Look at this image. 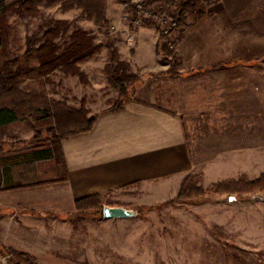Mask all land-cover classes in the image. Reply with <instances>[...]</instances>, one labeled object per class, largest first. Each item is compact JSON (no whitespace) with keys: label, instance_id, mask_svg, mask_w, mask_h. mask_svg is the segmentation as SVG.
Wrapping results in <instances>:
<instances>
[{"label":"rangeland","instance_id":"1","mask_svg":"<svg viewBox=\"0 0 264 264\" xmlns=\"http://www.w3.org/2000/svg\"><path fill=\"white\" fill-rule=\"evenodd\" d=\"M14 1L6 0V3ZM125 1L146 3V10L162 12L163 20L158 25L147 24L133 16ZM216 2L195 0L185 28L173 30L159 46V30L170 22L175 8L173 0H104L105 18L100 24L71 0H39L36 15L20 14L11 8L5 18L18 29L20 46H8L0 53V65L8 63L11 67L10 62L24 53L29 38L35 44L41 43L42 33L52 20L65 21L67 29L54 39L61 48L72 40L75 30L90 38L91 53L77 63L82 76L65 74L60 69L47 75L33 72L21 78L20 87L26 93L36 92L75 108H84L90 116L110 108L118 99V92L109 85L105 73L109 45L129 63V71L140 78L139 86L149 78L178 77L184 71L190 74L223 66L218 63L185 70L187 66L183 65L182 58L189 56L195 47L204 56L211 55L227 63L264 58V0L254 11L226 22L218 17L210 21ZM163 57L177 63L172 75L166 73L170 63L164 62ZM218 71L258 73L264 69L259 65L236 64ZM163 87H159L161 92ZM11 100L5 97L0 106ZM52 126L51 117L29 116L0 130V144L4 148L0 155V264H264V192L259 191L242 193L234 200L224 193L178 201L174 200L178 191L163 200H158L159 196L151 200L148 195L135 194L128 201L122 194L110 195L100 198L104 205L125 202L130 209L138 210V214L126 219H104L98 211L76 219L72 217L74 204L72 211L54 214L60 220L58 224L41 221L36 226L25 225V234L16 235L22 239L14 240L8 235L12 216L19 219L24 215L45 218L51 215L34 208L13 207L16 204L12 191L54 182L41 174L46 171L50 175L52 165L60 166L57 149L51 145L42 147L51 152V158L40 163L44 167L36 170V164L24 163L27 160L24 155L32 151L29 143L35 130L44 140L50 136ZM8 164H12L10 169L6 168ZM234 164L236 176L216 182H209L201 170L187 177L191 185L206 189L240 177L254 180L264 173V161ZM8 172L13 174V180L7 177ZM226 174L232 175L231 170L227 168ZM12 186L17 187L12 189Z\"/></svg>","mask_w":264,"mask_h":264},{"label":"crops","instance_id":"2","mask_svg":"<svg viewBox=\"0 0 264 264\" xmlns=\"http://www.w3.org/2000/svg\"><path fill=\"white\" fill-rule=\"evenodd\" d=\"M261 1L217 0L210 21L214 17L234 21L254 11ZM192 50L182 58L185 70L223 66L190 74L184 71L178 77L149 78L122 109L98 111L91 131L62 140L60 168L52 165L50 175L41 172L54 182L12 191L13 207L51 215L12 216L11 238L21 240L16 235L25 234V225L58 224L54 214L72 211L75 200L83 197L122 194L129 201L142 194L163 200L175 195L183 179L194 171L201 170L209 182H216L236 176L234 162L264 161V71H218L236 64L264 69V58L227 63L204 56L198 47ZM160 86H165L162 92ZM50 155V150L29 152L24 163H34L39 170ZM227 168L232 175L226 174ZM7 177L13 180L12 173ZM107 204L130 208L125 202Z\"/></svg>","mask_w":264,"mask_h":264},{"label":"trees","instance_id":"3","mask_svg":"<svg viewBox=\"0 0 264 264\" xmlns=\"http://www.w3.org/2000/svg\"><path fill=\"white\" fill-rule=\"evenodd\" d=\"M38 1L15 0L8 4L6 0H0V53L4 52L8 46L11 48L20 46L18 29L7 23L5 18L7 12L14 8L20 14L36 15L39 12ZM173 1L175 3L174 11L168 25L159 30L157 46L165 41L173 30L185 28L186 17L194 10L195 0ZM71 2L82 8L88 15L93 16L96 24H100L104 20V0H71ZM125 6L132 11L135 18H141L147 24L158 25L163 20L162 12L157 14L146 10V3L125 1ZM66 29L65 21L52 20L50 26L42 33L41 43L35 44V40L29 38L24 53L10 62L11 67H8V63H5L4 66L0 65V101L5 97L12 98L9 104L0 106V130L18 120H26L29 116L36 119L53 118V126L49 130L50 136L41 140L40 132L35 130L29 148L32 149L30 153H43L47 150L42 151V147L49 144L57 149V160L61 159L59 149L61 141L67 137L91 131L100 113L88 116V111L84 108H75L36 92L26 93L20 87V82L26 74L37 72L39 75H47L56 69H60L65 74L82 76L77 63L91 53L90 38L80 30H75L71 34L72 40L61 48L54 42V39L62 30ZM108 47L110 49L109 60L105 67V73L109 85L117 90L118 99L106 110H119L127 101L134 98L140 78L137 74L129 71V63L119 57L117 50L112 45ZM158 53L160 52L158 51ZM162 59L164 62L170 63V69L166 73L172 75L177 63L164 57ZM37 99L39 102L36 101ZM3 153V145L0 144V155ZM15 187L17 186L11 188ZM257 191L264 192V173L254 180H245L240 177L237 180L215 183L206 189L191 185L189 177H186L174 200L186 201L224 193L238 197L242 193L250 194ZM74 204L73 218H83L90 214H96L98 211L102 216L104 204L99 195L77 199ZM106 205L109 204L106 203Z\"/></svg>","mask_w":264,"mask_h":264},{"label":"water","instance_id":"4","mask_svg":"<svg viewBox=\"0 0 264 264\" xmlns=\"http://www.w3.org/2000/svg\"><path fill=\"white\" fill-rule=\"evenodd\" d=\"M234 199V197H230V200ZM137 214L138 210H133L122 206H110L105 204L102 207V217L104 219H126L132 218Z\"/></svg>","mask_w":264,"mask_h":264}]
</instances>
